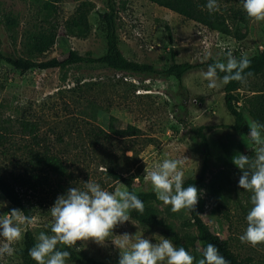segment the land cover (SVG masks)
<instances>
[{"label":"rangeland","instance_id":"1","mask_svg":"<svg viewBox=\"0 0 264 264\" xmlns=\"http://www.w3.org/2000/svg\"><path fill=\"white\" fill-rule=\"evenodd\" d=\"M85 1L94 6L88 15L89 31L83 37L64 35V22ZM113 1L117 11V47L126 60L157 71L173 63H189L195 68L184 75L179 85L173 78L161 75L120 73L86 64L20 74L0 60V134L5 138L0 141V171L8 178L22 172L29 149L49 150L62 160L66 170L64 175L49 174L47 184L24 193V201L32 210L30 230L35 240L40 232L51 234L48 211L69 187L82 189L84 182L91 180L109 191L116 187L127 190L123 183L108 176L112 169L132 181L135 193L154 194L144 182L145 168L151 170L164 158H180L185 160V180L201 178L196 211L210 231L226 241L239 260L264 264V245L253 248L239 240L246 229L251 204L250 193L238 187L241 172L232 162L237 153L255 156L256 146L247 137L251 119L245 114L243 132L230 130L228 126L234 124V118L224 107V85L211 90L201 75L217 59L224 62L226 51H232L238 59L241 54L251 57L264 50V22H250L240 0H217L220 10L233 8L244 16V22L238 25L244 36L234 39L146 0ZM42 2L54 6L51 19L58 30L55 45L38 61L63 59L68 49L92 58L105 54L98 14L106 11V0H0L1 19L2 15H9L15 22L8 27L2 19L0 52L23 55L24 36L43 25L36 14ZM205 49L211 52L210 57L204 55ZM263 87V78L249 79L242 85L240 95ZM21 121L37 127L40 147L20 128ZM111 123L121 129L136 128L139 135L112 136L94 144L84 133L93 128L105 131ZM151 207L158 219L179 235H196L189 212L173 213L170 206L157 199ZM11 209L0 194V215ZM124 233H137L152 243L158 242L160 236L166 238L161 227L143 226L131 220L117 226L109 239L118 240ZM110 240L103 247L92 241L84 245L78 242L79 250H68L118 264L119 251ZM22 241L23 238L14 245L13 256L0 258V264H23L17 255ZM196 248L190 253L198 260L201 252L197 250L201 249Z\"/></svg>","mask_w":264,"mask_h":264},{"label":"clouds","instance_id":"2","mask_svg":"<svg viewBox=\"0 0 264 264\" xmlns=\"http://www.w3.org/2000/svg\"><path fill=\"white\" fill-rule=\"evenodd\" d=\"M240 3L250 22H264V0H240ZM206 8L209 13L219 11L217 0H207ZM204 55L210 57L211 52L205 49ZM250 65L246 54L237 59L229 50L224 53V62L217 59L201 75L211 90L233 81L245 85L253 75L245 71ZM247 124V137L256 146L255 156L250 158L237 153L232 162L241 172L238 187L250 193L251 204L246 215L247 226L239 240L256 248L264 245V124L256 120H249ZM184 166V159L164 158L151 170L145 168V184L150 185L156 199L170 206L173 213L195 211L200 199L196 186H184ZM144 210V203L135 192L120 187L109 191L91 180L84 182L82 189L69 187L48 211L51 234L40 232L29 249V256L36 264H67L71 257L68 249L79 250L78 242L84 245L89 241L106 246L117 226L131 221L133 211L142 215ZM32 225L33 220L20 209L13 208L0 215V258L14 255V245ZM119 237L110 240L119 251L118 264H229L211 243L197 250L201 252L197 260L183 246L177 247L171 239L162 236L156 243L137 233H124Z\"/></svg>","mask_w":264,"mask_h":264},{"label":"trees","instance_id":"3","mask_svg":"<svg viewBox=\"0 0 264 264\" xmlns=\"http://www.w3.org/2000/svg\"><path fill=\"white\" fill-rule=\"evenodd\" d=\"M161 8L167 9L185 20L192 21L206 28L209 31L217 32L221 35L233 37L234 39H242L243 34H240L238 25L244 22V16L240 10L233 8L222 9L214 13H209L206 8L207 0H146ZM94 6L90 2H81L74 10L73 14L64 22L63 30L66 36L83 37L89 31L88 15L93 10ZM55 13V8L50 2H42L37 8L36 14L41 17L43 23L37 30L29 32L24 36L23 40V55L22 56H7L0 52V60L6 62L15 71L24 74L30 70H50L61 67L73 66L77 64L96 65L120 73H134L144 76H165L173 78L181 85L183 77L186 73L193 70L195 66L189 63H173L168 68L162 71H157L153 67L146 64H138L126 60L117 47L116 35V19L117 11L113 0H106V11L98 14L100 18L101 30L104 34L106 43V52L98 58H92L89 54L80 55L76 51L67 50V54L63 59H50L46 61H38L46 53H48L56 43L58 27L51 19ZM8 27L14 25V19L9 15H2ZM0 17V25L3 23ZM240 58V57H239ZM238 58V59H239ZM251 65L247 72L253 75L249 79L263 78L264 79V50L248 57ZM223 76V73H220ZM242 85L233 81L224 85V107L226 111L233 116L234 124L228 126L230 130L237 133L243 132L246 120L245 114L251 119L264 124V87L261 89H250L248 95L241 96L240 91ZM180 108L179 106H176ZM114 120V119H113ZM20 128L25 131L31 138V142L40 147V140L37 135V127L27 121L20 122ZM78 132H80L77 129ZM91 141L96 144L100 140L109 139L112 136L117 138H126L128 136L138 137L139 130L131 126L124 129L117 128L114 124H109L107 130L93 128L84 132ZM81 134V133H80ZM5 140L0 134V141ZM1 144V143H0ZM65 166L60 158L51 154L49 150L37 151L28 150V157L23 171L16 176L6 177L0 171V194L8 201V203L16 209H20L24 214L31 219L32 210L24 201V193L26 191L36 190L43 184H47L49 174L64 175ZM108 176L114 182H121L129 191L132 189V181L122 178L112 169H109ZM201 178H191L185 180L184 186L194 185L197 187ZM143 201L145 210L141 215L135 211L131 213V220L143 226H158L161 227L166 235V238L171 239L177 246H183L187 251L190 249L196 251L199 246L202 250L209 243L214 244L220 254L229 262V264H252L249 259L239 260L237 256L230 250L228 243L219 238L218 235L212 233L204 221L200 218L197 211L190 213L191 226L195 228L196 235L181 236L170 226L163 224L157 217V213L151 207V204L156 202V196L152 193H136ZM36 240L31 230H27L23 234L22 248L17 255L22 260L23 264H36L29 256L31 249ZM69 262L77 264H107L102 261L95 260L86 255L71 251Z\"/></svg>","mask_w":264,"mask_h":264},{"label":"built area","instance_id":"4","mask_svg":"<svg viewBox=\"0 0 264 264\" xmlns=\"http://www.w3.org/2000/svg\"><path fill=\"white\" fill-rule=\"evenodd\" d=\"M120 76H122L121 74H119ZM194 103H196V102H194Z\"/></svg>","mask_w":264,"mask_h":264}]
</instances>
